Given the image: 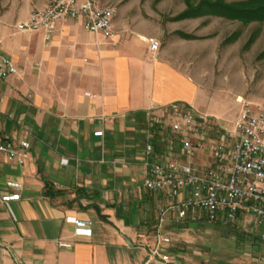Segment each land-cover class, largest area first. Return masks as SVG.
Wrapping results in <instances>:
<instances>
[{
  "label": "crops",
  "instance_id": "0c3cea01",
  "mask_svg": "<svg viewBox=\"0 0 264 264\" xmlns=\"http://www.w3.org/2000/svg\"><path fill=\"white\" fill-rule=\"evenodd\" d=\"M45 1L0 20L2 50L17 68L0 80V109L13 116L1 134L18 139L26 130L31 146L22 164L0 154V264H163L147 258L160 197L143 186V150L150 140L149 159H183L164 135L166 107L180 102L208 115L197 106L204 91L166 50H149L154 37L114 20L112 39L78 18L60 22L48 40L17 30ZM14 192L19 199H1ZM68 217L89 220L90 235H76ZM207 223L195 214L163 220L167 264H264L262 246H220L214 232H194Z\"/></svg>",
  "mask_w": 264,
  "mask_h": 264
},
{
  "label": "built area",
  "instance_id": "2783aa9c",
  "mask_svg": "<svg viewBox=\"0 0 264 264\" xmlns=\"http://www.w3.org/2000/svg\"><path fill=\"white\" fill-rule=\"evenodd\" d=\"M115 8L101 0H46L43 7L32 10L27 18L15 24L19 31H43L48 40L58 24L67 19H81L87 32L101 33L106 38L115 36L113 18ZM149 50L156 52L159 43L149 38ZM17 68L2 50L0 40V80L15 74ZM169 129L180 134L178 151L186 160L158 161L149 159L154 147L149 140L144 146L142 162L143 186L158 194V223L152 233L153 244L148 249V260L167 264L170 254L164 248L171 244L161 225L169 214L177 220L195 214L209 222L233 223L240 214L252 217L264 243V106L243 101L233 122L232 130L222 128L225 134L210 149V163L197 167L191 161L199 151L205 150L206 138L199 129L208 124L206 116L198 115L180 102H171ZM13 120L11 113L0 109V154L19 164L30 159L28 132L14 139L1 134L4 121ZM159 122V119H156ZM100 133V132H99ZM20 190L22 185L7 182ZM4 201L19 199L14 192L1 196ZM74 224L76 235H90L89 220L68 217ZM61 245H66L61 243Z\"/></svg>",
  "mask_w": 264,
  "mask_h": 264
},
{
  "label": "rangeland",
  "instance_id": "374dc122",
  "mask_svg": "<svg viewBox=\"0 0 264 264\" xmlns=\"http://www.w3.org/2000/svg\"><path fill=\"white\" fill-rule=\"evenodd\" d=\"M206 1L241 5L250 0H101L115 8L114 22L154 37L159 47L204 91L198 95L197 106L208 114H202L208 124L199 129L206 138L205 150L191 159L198 168L207 166L210 149L220 136L225 134L228 138L222 128L232 130L243 101L264 106V19L229 18L210 6L200 7ZM36 2L0 0V20L27 14ZM164 135L173 139V149H178L180 134L165 129ZM173 158H176L174 154ZM175 160L186 159L183 156ZM252 220L251 216L240 214L233 223L218 221L223 223L219 225L208 221L209 228L194 232H214L210 239L220 240V246L252 244L264 248Z\"/></svg>",
  "mask_w": 264,
  "mask_h": 264
},
{
  "label": "trees",
  "instance_id": "16d2710c",
  "mask_svg": "<svg viewBox=\"0 0 264 264\" xmlns=\"http://www.w3.org/2000/svg\"><path fill=\"white\" fill-rule=\"evenodd\" d=\"M210 6L214 11L229 18L250 20L264 19V0H250L241 5H226L221 2H204L200 7Z\"/></svg>",
  "mask_w": 264,
  "mask_h": 264
}]
</instances>
